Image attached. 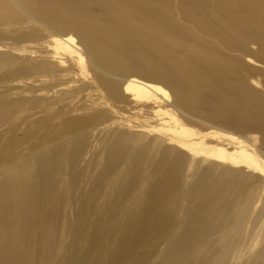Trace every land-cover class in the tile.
<instances>
[{
    "label": "bare ground",
    "instance_id": "6f19581e",
    "mask_svg": "<svg viewBox=\"0 0 264 264\" xmlns=\"http://www.w3.org/2000/svg\"><path fill=\"white\" fill-rule=\"evenodd\" d=\"M25 14L39 29L3 25ZM41 31V49L17 44ZM245 57L264 65V0H0V264H34L27 249L53 264L62 179L78 182L96 126H117L91 157L96 193L121 173L115 192L136 200L116 226L93 220L83 252L92 207L79 202L56 264H264V91L250 86L264 81L244 75ZM206 93L228 128L177 112L202 115ZM25 122L60 128L19 151ZM250 127L263 148L239 133Z\"/></svg>",
    "mask_w": 264,
    "mask_h": 264
},
{
    "label": "rangeland",
    "instance_id": "374dc122",
    "mask_svg": "<svg viewBox=\"0 0 264 264\" xmlns=\"http://www.w3.org/2000/svg\"><path fill=\"white\" fill-rule=\"evenodd\" d=\"M67 1H69V0H67ZM17 8H18V10H21V8L18 5H17ZM30 20H33V19L30 18L29 15H26L25 14V15L22 16L21 19L14 20V21H11V23L8 22V23H5L3 25H7V24L15 25L14 28H16L18 30H16V29H13V30L15 32H20V34H23V33H26V32H32L34 29H39L38 28L39 25L36 26L33 23H30L29 25L19 24V22H26V23H28ZM38 21L41 22L40 20H38ZM25 26H27V27H25ZM48 34H49L48 31H41L40 38L38 36V38L41 39V40H38V38H35L34 40H31V41H21V42H18L17 44L18 45H36V48H39V46L41 47V44L40 43L43 40H46L47 39ZM4 42L7 43V44L9 42V45H14L15 44V42L12 41L11 39H7ZM11 42H13V43H11ZM36 48H34V49H36ZM3 49H5V50L8 49L9 50L11 48L6 47V46H3ZM39 49H41V48H39ZM244 59L245 60L247 59L246 62L250 66V68L248 70H245L243 72L244 75H246V76L248 75V78L251 77V78H254V79H260V80L264 81V65L259 64V63H255V62L251 61L250 59L248 61V57H245ZM125 75H126L125 73H121L119 75L118 74L117 75L109 74L110 77H112L114 79H117L119 81L120 80H123V77H125ZM261 85L259 86V84H258V85L255 86L254 84L251 83L250 86L253 89H255V90L264 91V89L261 90L262 89ZM1 89H3V88H1ZM209 96H211V94H209V93H206L205 94V102H206V104L204 105V112L201 113L202 115H198V114H195L193 112H188L184 108H180V107H177L178 109H176V110H177V112L181 115V117L186 122H188V123H190L192 125H195L198 128L206 129L205 127H208L210 125L217 126V127L222 125V127L228 128V126H225V124H224V122L222 120L217 119V118H215V117L212 116V112L211 111H212V102H213L212 100H213V98H212V96L209 98ZM39 115H35L30 120H33L34 118H36ZM18 121H20V119H18ZM9 126H10V124H8L6 126L0 127V132H2L4 130H7V128ZM31 127L32 126H27V122L23 123L22 126H18V130L20 131V135L21 136H26V138H29L27 141L33 143L32 145H30V143H28L26 141L25 144H22V146L19 148V151H20V149L21 150L22 149H26L28 152L29 151H33L35 149V143H38V142H40L42 140L40 136H42L45 132L46 133L49 132L47 135L51 136L54 133H56V131H58V129L60 128L59 126H54V127L53 126H41L38 129H36V128L33 129ZM116 127L117 126H96L95 127L97 130L94 129L95 132H94V135H92L91 144H89L90 146L87 148V152L88 153L85 150V152L87 154H85V158L83 157V159H82V166L79 169V178L77 179L78 182L75 183L73 181V178L72 177L69 178V174H66L65 176H63L64 178L62 177L63 178L62 179V182L64 183V185L66 187L65 188V191H64V195H65L64 198H65V200H64V205L60 209L59 222H58L59 224L57 226V232H56V235H55L56 237L52 239V242L55 244V247H53L54 253H55V255L53 256V260H52L53 264H56L57 261H60L63 257L67 256V254H69L72 251V244H73V240L75 239V237H74V235H75L74 234L75 233L74 232L75 231L74 228L76 226L78 227L80 225L81 226L83 225V222L82 221L84 220V216H83L84 215V212H83L82 206L79 207V202H82L83 200H84L83 203L90 201L89 204H91L90 206L92 207L91 208L92 209V213L90 214V217L91 216H92V218L94 217L93 219L92 218H89L88 219V223H87L88 226H86V229H85V234H87V235L83 238V240L81 242H79V245H80L79 248L83 252V250L87 248V246H88L87 244H89L90 238H91V236H92V234L94 232V229H95V228H93V225L96 222L94 223L93 220L97 221V219H100V217H101L103 220L101 219L100 220V223L103 225L104 228L107 227V226H112L114 224H115L114 226H116L117 222H120L122 220V216L124 215V210H123L124 209V206L125 207H128V204L131 205L136 200L135 199L136 196H132L130 198L131 201L130 200L129 201H127V200L124 201L123 200V195H121V192L117 193L118 191L115 189V186L112 185L114 183H116V184L119 183L120 179L123 177V175H121V173H119L118 175L115 173L116 176L115 175L108 176L107 179H105V183H108V184L110 183V184L108 185V187L106 189L103 190L104 193L101 192L102 194H97L96 192L98 190L95 189V186L93 185V182H94L93 173H97L96 172V168L95 169H92L93 171L91 170L92 171L91 173H90L89 168H88L90 165H92V163H91L92 158L91 157H93L94 152H98V151H100L102 149V146H103V143H104L102 140L105 138V136H107V134H108L107 133L108 132L107 130H111L112 131ZM88 131H90V130H88ZM239 133L242 134L245 137L246 136L247 137H251L252 135H258L259 139L257 141V145H259L261 148H263V145H261L262 144V142H261L262 133H261V131L259 132L258 129L250 127L247 130H240ZM74 134H76V133H71V135H74ZM57 142H61V140H54L53 141V143H57ZM18 152H16V153H18ZM102 155H103V153H102ZM102 162H104V158L102 159ZM84 164L86 165L87 168H83ZM83 176H85V177H83ZM156 176L157 175H155L153 178L155 179ZM94 177H95V175H94ZM80 180H82V181H80ZM84 180L85 181L87 180V181L85 182ZM91 181H92V183H91ZM81 184H83V186ZM86 187H88V188H86ZM68 188H69V191H68ZM91 189H93V191ZM115 190L117 192H115ZM108 191H109V193H108ZM93 195H94V197L92 199H90L91 196H93ZM96 196H97V198H96ZM86 199H87V201H86ZM191 200H192V198H190V201ZM67 201H69V202H67ZM99 203L102 206V208L100 206H97V205H99ZM109 204H111V205H109ZM122 204H123V206H122ZM95 206L98 207V208H95ZM115 206H117V207H115ZM91 221H92V223H91ZM89 224H90V226H89ZM105 225H107V226H105ZM120 235H121V232L118 234V237H120ZM30 241L36 242L37 241V238H33L32 240H29V242ZM117 241H118V239H117ZM36 243L34 244L35 246H37ZM31 248L34 249L32 246H31ZM38 248H39V244L37 246V249ZM24 261H25V263L26 262H30V261H34L33 262L34 264H42V260H41L40 254L33 255V253L29 252L28 249H27V253H26L25 257H24Z\"/></svg>",
    "mask_w": 264,
    "mask_h": 264
}]
</instances>
